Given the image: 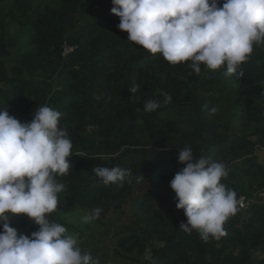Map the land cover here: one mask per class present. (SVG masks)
Instances as JSON below:
<instances>
[{"label": "trees", "instance_id": "trees-1", "mask_svg": "<svg viewBox=\"0 0 264 264\" xmlns=\"http://www.w3.org/2000/svg\"><path fill=\"white\" fill-rule=\"evenodd\" d=\"M112 7V0H0V110L24 123L47 105L61 113L59 126L73 145L68 174L56 177L65 186L58 208L48 218L79 233L82 249L86 236L111 234L103 219L118 201L135 195L136 211L148 213L153 201L165 203L168 211L117 231L119 260L146 264L150 256L151 264H264V203L225 222V235L205 243L196 230L179 229L187 218L176 208L174 191L137 190L142 181L155 184L180 171L185 165L178 162V152L184 146L193 149L194 160L217 157L228 164L230 154L243 160L245 174L221 180L237 199L264 190V168L249 161L257 146L264 148V56L240 65L241 78L225 75L224 66L215 72L203 64L197 74L191 61L172 65L127 40ZM101 9L106 13L98 21L79 24L80 15ZM225 81L261 88L249 98L229 94L227 112L212 117L203 107L213 102L209 91ZM164 93L171 95V103L144 110L146 100L163 101ZM222 100L217 97L213 104ZM181 110L200 114L197 130L184 131L170 117ZM96 166L129 169L142 178L105 186L93 172ZM94 207L103 209L99 219L82 224L81 216ZM9 223L18 235L30 236L39 227L24 214L10 215ZM255 252H262L259 260Z\"/></svg>", "mask_w": 264, "mask_h": 264}, {"label": "clouds", "instance_id": "clouds-1", "mask_svg": "<svg viewBox=\"0 0 264 264\" xmlns=\"http://www.w3.org/2000/svg\"><path fill=\"white\" fill-rule=\"evenodd\" d=\"M112 4L111 12L120 18L117 27L128 33L127 40L153 55L161 54L172 65L191 61L197 74L203 64L211 71L224 66L225 75L241 78L243 72L237 69L249 59L253 45H264V0H112ZM130 91L137 92L138 86ZM163 96V101L146 100L144 110L171 103L170 94ZM215 112L212 108L209 114ZM60 117L47 105L24 123L0 110V264H100L89 251H82L79 233H69L48 218L58 208V193L65 187L56 177L68 174L73 154ZM192 153L189 146L179 150L178 162L185 166L169 186L176 195V208L183 209L187 218L179 229L188 234L196 230L207 243L225 235L223 225L237 212L238 199L221 183L229 176L228 167L204 156L194 160ZM93 172L105 186L142 178L120 167L96 166ZM102 211L94 207L80 222L92 224ZM12 214L33 219L38 230L18 235L9 223Z\"/></svg>", "mask_w": 264, "mask_h": 264}, {"label": "rangeland", "instance_id": "rangeland-1", "mask_svg": "<svg viewBox=\"0 0 264 264\" xmlns=\"http://www.w3.org/2000/svg\"><path fill=\"white\" fill-rule=\"evenodd\" d=\"M106 13V9H101L97 12H88L87 14L80 15L78 22L79 24H82L83 22L87 21H98L101 17H103ZM254 51L251 54L249 58H253L255 56L262 55L264 56V45H253ZM68 49V47L66 48ZM216 72V71H215ZM213 72V74H215ZM210 78V76H207ZM206 77V78H207ZM261 88L260 85H256L254 87H248L246 83H233L230 81L223 82L218 88H214L211 91V95H213V102H215V98L217 97H223V100L219 103L213 104H207L205 105L204 110L207 113H210L212 108H216V112L214 114H211L212 117L224 115L228 108L230 107V103L228 100H226L227 96L233 92H239L240 95H245L246 98H249L251 95L257 93L259 89ZM206 92L200 93L199 97L201 98L204 96ZM226 98V99H225ZM198 101V99H197ZM196 101V104H197ZM172 119L176 120L181 124V128L184 131L192 132L199 128L201 118L200 114L196 112L194 114L193 112H189L187 110L184 111H178V113L173 114L170 116ZM230 154L228 156V164H225L229 169V174L234 173H240L245 174L246 168L242 169L243 160H239V158L231 156ZM217 158V157H216ZM211 158L213 161L222 163V158ZM234 161L233 164L230 162ZM224 164V163H223ZM179 171V170H178ZM176 171V173L178 172ZM175 174L168 176L165 180L157 182L155 184L148 183L147 180L142 181L138 185V189L145 190H155L160 189L166 193H170L173 190L170 188V181L174 177ZM140 194V193H138ZM135 197L131 196L127 198L126 200L118 201L111 209L109 214L103 219L102 223L104 225V229L106 231H109L111 234L107 235L105 233H96L94 235H88L84 238V247L82 248V251H89L94 258H98L100 260V264H130L129 262L119 260L114 250L117 247V238L116 233L119 230H123L126 227H138L139 220H146L151 214H159L161 216L165 215L168 211V207L165 203H160L157 201H153L149 205L148 213L145 212H139L136 211L132 207V199ZM150 212V213H149ZM245 219V217H242L241 220ZM149 254H151V249L148 250ZM130 254V253H129ZM255 259L259 260L260 257H262V252H255L254 253ZM146 264H151L150 256L148 257V260L146 261Z\"/></svg>", "mask_w": 264, "mask_h": 264}, {"label": "built area", "instance_id": "built-area-1", "mask_svg": "<svg viewBox=\"0 0 264 264\" xmlns=\"http://www.w3.org/2000/svg\"><path fill=\"white\" fill-rule=\"evenodd\" d=\"M69 49L67 50V52ZM255 204V201L252 197L242 194L238 198V207H237V212L235 215L230 216L227 220L226 223H229L233 218H239L245 214H248L251 212L253 206Z\"/></svg>", "mask_w": 264, "mask_h": 264}, {"label": "crops", "instance_id": "crops-1", "mask_svg": "<svg viewBox=\"0 0 264 264\" xmlns=\"http://www.w3.org/2000/svg\"><path fill=\"white\" fill-rule=\"evenodd\" d=\"M250 163H256L264 168V148L257 146L256 152L249 158ZM255 203H264V190L251 196Z\"/></svg>", "mask_w": 264, "mask_h": 264}]
</instances>
